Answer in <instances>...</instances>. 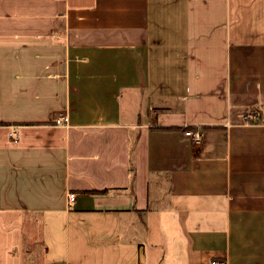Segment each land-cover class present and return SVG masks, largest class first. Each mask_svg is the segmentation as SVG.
<instances>
[{
	"label": "crops",
	"instance_id": "0c3cea01",
	"mask_svg": "<svg viewBox=\"0 0 264 264\" xmlns=\"http://www.w3.org/2000/svg\"><path fill=\"white\" fill-rule=\"evenodd\" d=\"M214 260L264 264V0H0V264Z\"/></svg>",
	"mask_w": 264,
	"mask_h": 264
},
{
	"label": "rangeland",
	"instance_id": "374dc122",
	"mask_svg": "<svg viewBox=\"0 0 264 264\" xmlns=\"http://www.w3.org/2000/svg\"><path fill=\"white\" fill-rule=\"evenodd\" d=\"M122 104L124 113L134 114L135 112L139 113L142 105L146 106L147 103L139 101L138 98H132L125 92L122 98ZM140 115L143 122L149 121V116L145 109L140 113Z\"/></svg>",
	"mask_w": 264,
	"mask_h": 264
},
{
	"label": "built area",
	"instance_id": "2783aa9c",
	"mask_svg": "<svg viewBox=\"0 0 264 264\" xmlns=\"http://www.w3.org/2000/svg\"><path fill=\"white\" fill-rule=\"evenodd\" d=\"M252 113H250L249 115H248V117H252ZM254 117V116H253ZM59 123H61V121H59ZM187 134L188 135H190L191 137H193L196 141H199V140H201V138H202V135H201V133L200 132H193V131H187ZM74 198H75V195H73V194H70V199L73 201L74 200ZM210 264H221L220 262H218V261H216V260H214V261H212Z\"/></svg>",
	"mask_w": 264,
	"mask_h": 264
},
{
	"label": "trees",
	"instance_id": "16d2710c",
	"mask_svg": "<svg viewBox=\"0 0 264 264\" xmlns=\"http://www.w3.org/2000/svg\"><path fill=\"white\" fill-rule=\"evenodd\" d=\"M152 130H156V131H176V130H183V128L156 126V127H152ZM184 130L191 131L192 128H185ZM104 192H106V191H104Z\"/></svg>",
	"mask_w": 264,
	"mask_h": 264
}]
</instances>
